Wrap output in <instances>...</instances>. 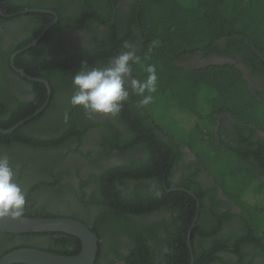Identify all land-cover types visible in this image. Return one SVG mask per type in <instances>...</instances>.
Listing matches in <instances>:
<instances>
[{"label": "trees", "instance_id": "obj_1", "mask_svg": "<svg viewBox=\"0 0 264 264\" xmlns=\"http://www.w3.org/2000/svg\"><path fill=\"white\" fill-rule=\"evenodd\" d=\"M28 4L0 0L4 15L26 9L47 11L13 16L10 20L17 27L10 32L0 14V31L10 38L7 48L0 47V129L13 128L45 103L46 87L23 77L19 82L29 90L20 89L18 95L20 87L11 78L10 59L30 45L55 16L57 22L35 47L14 59V66L27 77L48 83L47 106L14 132L0 134V156L9 158L14 179L25 194L24 217L81 222L99 239L94 264H191L187 239L199 204L190 235L194 264H264V197L255 194V201L244 202L239 195L231 198L232 192L217 183L199 179L203 170L207 172L203 164L199 160L195 165L184 164L182 146L187 145L166 133L148 111L149 105L140 106V97L130 88L129 99L116 117L88 114L70 104L72 77L81 62L86 61L88 68L104 67L128 42L142 64L156 66L157 93L152 102L166 101L202 119L208 126L202 129L207 143L244 162L264 185L260 180L264 139L254 136L256 130L264 131V83L261 101L232 64L198 69L177 64L196 54H238L264 80V0ZM75 29L83 36L66 49L60 44L62 35ZM154 40L159 44L152 48ZM46 48L48 52L59 48L61 53L47 55ZM145 76L139 65H133V77ZM203 91L208 94L206 112L200 109ZM223 114L234 121L227 142L213 133L215 117ZM85 142L89 148L81 151ZM113 152L125 161L103 164ZM134 152H139L137 157L130 155ZM69 154L85 161L89 169L85 175L80 166L69 163ZM219 192L240 209L237 214L223 206ZM14 237L18 245H13ZM80 246L77 238L62 233H0V258L19 248L75 256Z\"/></svg>", "mask_w": 264, "mask_h": 264}, {"label": "clouds", "instance_id": "obj_2", "mask_svg": "<svg viewBox=\"0 0 264 264\" xmlns=\"http://www.w3.org/2000/svg\"><path fill=\"white\" fill-rule=\"evenodd\" d=\"M159 41L151 42L157 47ZM133 65H139L146 74L144 79L133 77ZM157 69L154 64L144 65L137 51L128 42L104 67L88 68L86 61L73 75V95L70 104L88 114L116 117L129 99V88L140 97V106L149 105L157 93ZM15 172L7 156H0V219L16 220L24 217V191L14 179Z\"/></svg>", "mask_w": 264, "mask_h": 264}, {"label": "rangeland", "instance_id": "obj_3", "mask_svg": "<svg viewBox=\"0 0 264 264\" xmlns=\"http://www.w3.org/2000/svg\"><path fill=\"white\" fill-rule=\"evenodd\" d=\"M200 95L202 96L200 104L204 108L201 105L199 107L203 109V112H206L205 100L208 102L206 99L208 94L203 91ZM147 109L166 133L189 147L188 151L192 158L203 164L207 174L215 183L220 185L223 190L232 192L231 198L239 195L242 201L253 202L255 201V194L264 197V185L252 176L244 162L228 153L219 151L213 143L211 145L207 143L204 132L208 126L202 122V119L190 115L185 108H180L174 104L168 105L166 101L159 99L151 102ZM196 126L200 129L196 130ZM227 191L225 192L228 193ZM258 199L260 201V197Z\"/></svg>", "mask_w": 264, "mask_h": 264}, {"label": "water", "instance_id": "obj_4", "mask_svg": "<svg viewBox=\"0 0 264 264\" xmlns=\"http://www.w3.org/2000/svg\"><path fill=\"white\" fill-rule=\"evenodd\" d=\"M34 12L47 13V11L28 9L12 15H4L3 13H1V15L5 18H11L16 15L34 13ZM53 15L55 16L54 13ZM56 20L57 18L55 16V20L50 25H48L30 45L17 51L11 57V65L17 73H19L22 77L30 81L42 83L46 87L47 89L46 101L43 104V106L40 109H38L32 116L19 122L13 128L9 130L0 129V134H10L14 132L20 126L24 125L31 119L37 117L47 106L51 94L48 83L45 80H39V79L27 77L22 71L15 69L14 59L17 55L21 54L22 52L32 47H35L37 42L42 38L45 32L49 30L56 23ZM255 53L257 52L255 51ZM258 56L261 57L259 54ZM198 213H199V204H197L196 214L193 220V224L189 229L188 239H187L191 264H194V258L192 255L190 235L194 227V224L197 221ZM0 233L7 235L62 233L77 238L80 241V245H81L79 253L75 256H60L39 249L19 248L10 251L4 256H2L0 258V264H94L98 252V243H99L98 237L94 233H92L81 222L73 219H67V218L35 219V218L22 217L20 219L11 220L5 218V219H0Z\"/></svg>", "mask_w": 264, "mask_h": 264}, {"label": "flooded vegetation", "instance_id": "obj_5", "mask_svg": "<svg viewBox=\"0 0 264 264\" xmlns=\"http://www.w3.org/2000/svg\"><path fill=\"white\" fill-rule=\"evenodd\" d=\"M8 1L9 2L10 1L24 2L27 4L29 3L28 5H35V4H40V3L50 5L53 2H56V0H8ZM65 1L66 0H62V2H65ZM26 10H28V9H26ZM1 13H2V10L0 8V14ZM3 18L6 19L5 29H7L9 32L14 31L15 28L17 27V23L10 20L12 17L11 18L3 17ZM56 22H57V20H56ZM0 34L2 35V37L0 38V47L7 48L9 43H10V38L8 37V35H4V33L1 31H0ZM82 36H83L82 31H80L78 29L67 30L62 35L60 44L67 49L70 46L75 45V43H77L81 39ZM55 41L56 40H54V42ZM44 51L47 53V55H51L52 53H57V54L61 53V49H59V48H56V50H54V52H53V48L50 52H48V48L44 49ZM177 64L184 66L187 69H198V68L206 67L209 65H217V64H232L235 67H237L238 70L243 74V77L246 80L248 87L251 90V92L253 93L254 97H256L257 100L263 101L260 97L261 87L264 83L263 78L258 74H253L252 71L250 70V68H248L245 65L242 58L238 54L220 55V54H217L215 52H211L206 56H203L202 54H196V55L187 56V57H183V58L179 59L177 61ZM10 65H11V59H10ZM11 68L14 71V74H11V78L14 79L15 81H17L18 82L17 85H19V87H20V88H18V92L21 91L20 89L29 90V87L27 85H25V83L19 82V77L21 78L22 76L14 70L12 65H11ZM15 69L20 70L24 73L23 69H18L16 67H15ZM8 85H9V83H8ZM11 89H13L12 86H11ZM18 92L16 91V94ZM18 95H21V92H19ZM215 119H216V121H215V125L213 128V133L217 137L220 136L218 138H221L225 142H227L230 139V137H228V135L232 131V125L234 124V121L232 120V118L228 114L216 116ZM254 136L256 138L264 139V131L256 130L254 132ZM88 148H89V142H85V145L82 148H80V150L84 151V150H87ZM220 148L222 151H225V148L222 145H220ZM188 149L189 148L187 146H182V152H183L182 160H183L184 164H191V165L194 164L195 165L197 162V159L192 158V155L189 153ZM138 153L139 152H134V153H130V155L137 157ZM77 158H78V156L75 154H69L68 155V159L70 160L69 163L72 165H76L78 167L80 166L81 174L85 175V173L88 172V170H89L88 165L85 163L84 160L77 159ZM123 161H125L124 157L113 152L109 157H107L106 159L103 160V164H107V165L119 164ZM203 178H207L209 181L214 182L205 170H203L202 174L199 175V179L202 180ZM260 180L262 182H264V176ZM219 195L221 198L220 200L223 202L224 207L230 206L233 214H237L239 212V208H237L234 203L229 202L221 194V192H219ZM224 207H223V209H226ZM14 236H18V235H14ZM13 239H14L12 242L13 245H18L20 243L17 240V238L14 237ZM36 240H38V242L39 241L43 242L44 239H36ZM31 249H33V248H31ZM122 250H123V246L121 245L119 247V251L121 252ZM115 263L119 264L120 262L119 263L115 262Z\"/></svg>", "mask_w": 264, "mask_h": 264}]
</instances>
